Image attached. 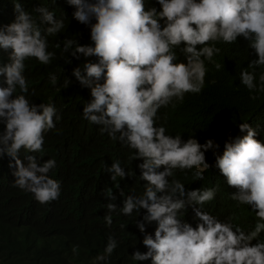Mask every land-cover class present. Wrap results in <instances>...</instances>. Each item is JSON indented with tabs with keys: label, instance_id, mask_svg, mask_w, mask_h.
<instances>
[{
	"label": "clouds",
	"instance_id": "9594fccd",
	"mask_svg": "<svg viewBox=\"0 0 264 264\" xmlns=\"http://www.w3.org/2000/svg\"><path fill=\"white\" fill-rule=\"evenodd\" d=\"M66 2L74 6L72 17L89 28L93 45L65 38L61 54L96 57L95 62L86 61L72 69V76L90 90L81 116L98 125L99 133L127 147L129 160L139 157L143 161L137 164L140 173L136 176L144 181L142 193L125 194L120 189L121 207L114 203L112 192L104 193L105 225H112L117 209L125 216L145 210L136 227L143 233L147 251L134 250V261L264 264V142L255 138L256 128L239 123L243 134L225 140L217 154L212 139L203 143L192 135L182 139L180 133L173 135L158 123L182 126L206 104L205 98H189L205 84V61L220 69L213 60L220 52L218 42L231 44L237 37L249 41L255 58L248 67L253 70L241 68L239 81L250 93L264 91V71L255 72L264 66V0ZM13 10V21L0 25V51L7 54L6 62L0 64V157H10L13 187L48 204L60 196L61 186L49 176L56 167L55 159L41 162L38 154L43 150L44 134L61 117L53 103H33L25 95L29 92L25 61L35 58L48 65L55 53L48 50L47 37L61 32L65 25L43 5L34 8L39 14L36 18L19 0H13ZM57 79L55 73H48L52 85ZM69 83L65 77L63 86ZM207 149L214 156L212 166L224 177L225 191L216 192L217 185L186 189L175 178L176 171L186 175L185 170H191L193 179H203L204 170L210 167L204 159ZM125 169L119 159L104 166L112 181L134 176ZM186 207L192 209L191 223L180 218ZM153 221L154 234H148L145 224ZM117 243L112 234L107 235L103 252L95 260L108 264ZM77 247L72 246L73 254Z\"/></svg>",
	"mask_w": 264,
	"mask_h": 264
},
{
	"label": "trees",
	"instance_id": "16d2710c",
	"mask_svg": "<svg viewBox=\"0 0 264 264\" xmlns=\"http://www.w3.org/2000/svg\"><path fill=\"white\" fill-rule=\"evenodd\" d=\"M19 2L34 18L39 15L34 8L43 5L53 11L56 18L64 20V29L47 37L48 50L55 53L50 63L42 65L35 58L25 61L29 87L25 95L33 103H53L61 117L55 122L56 127L44 134L43 150L38 154L41 162L55 159L56 167L49 176L60 181L61 194L48 204L38 203L31 193L12 186L14 177L8 166L10 157H0V264H104L103 261L97 262L95 257L103 252L109 234L118 243L108 258V264H151L150 258L131 259L134 250L147 251L142 243L143 233L136 227L144 209L139 213L134 211L131 216L120 214L117 209L111 226H106L103 220L107 203L104 193L112 192L116 196L114 203L121 207L120 189L125 194L143 192L144 181L136 178L140 173L137 164L143 161L139 157L129 160L127 147H121L118 141L99 133L98 125L90 124L81 116L83 104L90 98V90L72 76V69L82 67L86 61L95 62L96 57L79 54L78 58H73L66 52L61 54V48L65 38L82 45H93L89 28L72 17L74 6L67 4L66 0ZM14 15L13 0H0V25L12 22ZM248 45L249 41L242 37H237L231 44L218 42L216 46L220 52L214 54L213 60L221 65L220 69L205 61V84L198 94L189 98L192 101L205 98L206 104L197 109L196 117L182 126L158 123L164 124L173 135L180 133L182 139L189 135L198 143L212 139L218 146L217 154L222 151L225 140L243 134L237 127L241 122H248L256 128L258 134L255 138L264 142V91L252 90L250 93L239 81L241 68L253 70L248 67V62L255 58V54ZM6 60L7 54L0 51V64ZM67 60L70 62L66 63ZM260 71H264V66L255 69L257 75ZM49 72L57 75L56 85L49 82ZM65 77L70 81L66 87L63 86ZM2 129L3 125H0ZM20 155H24L23 149ZM116 159L126 171L132 170L134 176L110 180L104 166H110ZM204 159L210 167L204 170L203 179H193L191 170H185L186 175L176 171L175 178L186 189L217 185L216 192L225 191L223 175L212 166L214 156L211 149L204 150ZM191 210L186 207L180 218L191 223ZM121 224L125 227L121 228ZM155 227V221L146 223L145 232L154 234ZM73 245L78 246L76 254L72 252Z\"/></svg>",
	"mask_w": 264,
	"mask_h": 264
}]
</instances>
